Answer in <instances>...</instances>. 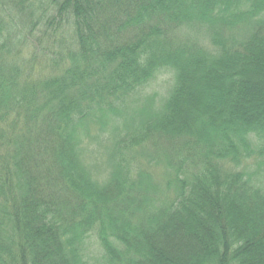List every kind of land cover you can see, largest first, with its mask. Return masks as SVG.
<instances>
[{"label": "trees", "instance_id": "16d2710c", "mask_svg": "<svg viewBox=\"0 0 264 264\" xmlns=\"http://www.w3.org/2000/svg\"><path fill=\"white\" fill-rule=\"evenodd\" d=\"M91 235L101 264H264V0H0V264Z\"/></svg>", "mask_w": 264, "mask_h": 264}, {"label": "rangeland", "instance_id": "374dc122", "mask_svg": "<svg viewBox=\"0 0 264 264\" xmlns=\"http://www.w3.org/2000/svg\"><path fill=\"white\" fill-rule=\"evenodd\" d=\"M41 58V57H40ZM35 65V68L37 70H40L41 66H39L40 64V60L36 59L34 60V63H32ZM173 84V75L171 72H162L160 73L153 81H151L149 83V85L144 89L142 97L144 99H154L155 104H160V102L162 101V99L165 97L167 91L169 90V88L171 87V85ZM91 130H95V126H91ZM111 132V130H109ZM95 133H97V130L94 131ZM106 136V134H105ZM108 138L110 137V135L108 134L107 136ZM108 142V141H107ZM104 139H103V143L107 146L109 143H107ZM91 147L90 149V153H92V149L95 151L96 149V145L95 142H92L90 145ZM147 152L152 153L151 151H149L147 149ZM95 154V153H94ZM102 153H98V156H101ZM144 157H140V159H144ZM91 160H94V157H91ZM85 255H84V260L86 261V264H101L102 263V250L96 240V238L91 235V238L86 242V246H85Z\"/></svg>", "mask_w": 264, "mask_h": 264}]
</instances>
